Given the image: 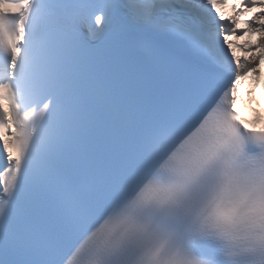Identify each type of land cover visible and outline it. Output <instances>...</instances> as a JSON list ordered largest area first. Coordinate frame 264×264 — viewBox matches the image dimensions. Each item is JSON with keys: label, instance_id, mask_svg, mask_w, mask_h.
Masks as SVG:
<instances>
[{"label": "snow or ice", "instance_id": "1", "mask_svg": "<svg viewBox=\"0 0 264 264\" xmlns=\"http://www.w3.org/2000/svg\"><path fill=\"white\" fill-rule=\"evenodd\" d=\"M226 6L0 0V264H264V0Z\"/></svg>", "mask_w": 264, "mask_h": 264}]
</instances>
